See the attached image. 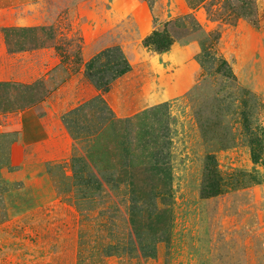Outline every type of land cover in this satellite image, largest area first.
<instances>
[{"label": "crops", "instance_id": "0c3cea01", "mask_svg": "<svg viewBox=\"0 0 264 264\" xmlns=\"http://www.w3.org/2000/svg\"><path fill=\"white\" fill-rule=\"evenodd\" d=\"M43 1L0 0V230L27 223L43 236L54 233L55 239L39 237L38 244L0 258V264H166L168 228L161 232L152 220L150 235L144 230L118 234L115 212L92 202L113 199L107 187L126 176L112 169L127 174L138 167L145 144L158 146L153 161L167 168L171 105L196 85L197 69L205 72L196 61L202 43L190 38L229 24L211 19L216 0H110L113 14L107 23H119L122 33L126 23V32L81 36L84 63L74 67L56 47L55 25L37 8ZM238 2L234 23L219 31L237 41L233 56L264 42V0ZM187 14L201 29L174 25ZM160 23H169L175 39L163 53L143 44ZM179 30L188 38L177 39ZM100 53V75L110 81L102 88L87 76L90 61ZM114 151L121 154V164H113ZM62 183L70 188L63 191ZM50 218L55 228L49 227Z\"/></svg>", "mask_w": 264, "mask_h": 264}, {"label": "rangeland", "instance_id": "374dc122", "mask_svg": "<svg viewBox=\"0 0 264 264\" xmlns=\"http://www.w3.org/2000/svg\"><path fill=\"white\" fill-rule=\"evenodd\" d=\"M238 1L216 0L211 19L234 23ZM37 8L55 25L56 47L74 67L84 63L81 36H122L128 27L123 23L122 33V25L107 23L113 14L110 0H44ZM229 25L190 38L210 49L214 62L209 74L197 69L196 85L171 105L168 169L165 162L153 161L158 146L145 144L138 167L127 174L112 169L126 176L107 187L118 199L92 202L94 208L115 212L118 234L133 236L135 230H144L150 235L152 220L161 232L163 226L168 228L166 264H264V42L260 39L253 52L233 56L234 36H219ZM159 26L162 32L170 28L166 23ZM184 33L179 30L175 36L188 38ZM114 152L113 164H121V154ZM66 187L70 185L62 183L63 191ZM131 215L137 224L130 221ZM50 223L55 228V218ZM19 224L0 230L1 259L21 255L38 244L39 237L55 239L50 231L43 236L33 225ZM63 224L70 230L66 221Z\"/></svg>", "mask_w": 264, "mask_h": 264}, {"label": "trees", "instance_id": "16d2710c", "mask_svg": "<svg viewBox=\"0 0 264 264\" xmlns=\"http://www.w3.org/2000/svg\"><path fill=\"white\" fill-rule=\"evenodd\" d=\"M191 24L192 29L198 30L201 29V25L196 20V18L192 14H187L183 17L177 18L174 21V25L180 27L181 25L185 24ZM169 23H166L168 26ZM162 26H159L152 34L147 36L143 43L146 47H150L153 50L157 51L158 53L167 52L171 49L173 43L175 42V39L173 38L171 32L168 30H164L162 32L163 28L160 29ZM161 30V31H160ZM162 32V34H161ZM100 57L102 54H99ZM97 57V56H95ZM94 57V58H95ZM94 58L90 61V66H88L87 70V76L95 83V85L99 88L105 87L110 83V81L106 80L103 81L104 78L100 73H102V65L100 64L99 68H93L94 67ZM196 61L198 64L203 68V70L206 73H210L213 67L214 62V56L210 53V49L206 48V46L202 45V53L196 57ZM92 68V70H91ZM127 69V67H126ZM126 69L118 71L117 75L120 74V72H124ZM232 73V70H230V74ZM103 81V83L101 82ZM170 156V154L167 155V158Z\"/></svg>", "mask_w": 264, "mask_h": 264}, {"label": "built area", "instance_id": "2783aa9c", "mask_svg": "<svg viewBox=\"0 0 264 264\" xmlns=\"http://www.w3.org/2000/svg\"><path fill=\"white\" fill-rule=\"evenodd\" d=\"M100 55H97V57L94 58V67L93 68H99L100 67ZM98 61V62H97Z\"/></svg>", "mask_w": 264, "mask_h": 264}]
</instances>
